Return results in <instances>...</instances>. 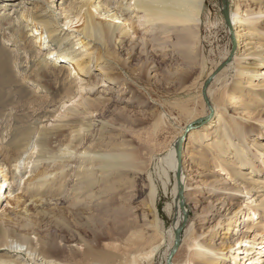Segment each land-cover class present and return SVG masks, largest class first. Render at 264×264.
Masks as SVG:
<instances>
[{"label":"bare ground","instance_id":"6f19581e","mask_svg":"<svg viewBox=\"0 0 264 264\" xmlns=\"http://www.w3.org/2000/svg\"><path fill=\"white\" fill-rule=\"evenodd\" d=\"M39 1V8L25 15L2 14L0 31L17 35L38 67L63 74L67 83L60 108L52 109L55 122L36 130L20 124L13 135L0 137V198L8 187L15 206L0 211V264H154L163 251L167 234L151 160L125 142L83 146L93 123L82 117L92 101L108 102L106 93L116 92L115 101L137 106L127 96L129 84L109 67L110 48L124 51L125 62L159 54L173 61L170 68L204 72L207 80L209 107L185 112L190 118L176 136L177 147L166 154L170 171L180 179L173 184L175 220L164 264L173 248L174 254L180 249V260L172 257V264H262L264 240L251 239L250 232L264 225V0H230V5L224 0L234 31L226 51L212 60L202 37L207 0H68L63 10ZM73 23L77 27L70 30ZM98 86L103 89L97 91ZM200 118L182 145L184 130ZM128 174L148 179L140 203L131 202L139 188L129 183ZM120 214L123 218H117ZM66 218L82 226L87 237ZM43 224L66 232L62 243L57 236L35 239Z\"/></svg>","mask_w":264,"mask_h":264},{"label":"rangeland","instance_id":"374dc122","mask_svg":"<svg viewBox=\"0 0 264 264\" xmlns=\"http://www.w3.org/2000/svg\"><path fill=\"white\" fill-rule=\"evenodd\" d=\"M49 1L47 0V4L54 6V8L61 7L63 10L68 6V0ZM227 2L230 5V0ZM39 4V0H0V16L15 11L12 15L13 17L17 13L21 14L23 12V15H25L28 11H36L39 8ZM223 4V0H207L205 5L202 37L206 45L205 51H207V58L210 60L226 51L230 33L232 35L234 31L230 26V22L228 23L226 21L223 14ZM76 27L77 23H73L70 30H75ZM2 31H0V137L2 134H12L20 124L36 130V127L39 129L42 124L55 122L56 116H53L54 111L52 109H58L64 97L67 83L63 74L57 71H49L44 67H38L36 65L37 59L35 54L32 51L29 52L26 47V49L24 48V45L22 46L20 44L17 35ZM231 40L233 41L232 36ZM234 45L236 46V43L234 44L233 41L232 50H234ZM108 56L113 61L109 65L110 69L112 72H115H113L114 75L121 76L129 84L131 92L127 93V96L132 95L137 106L118 103L115 101L116 92L106 93L107 97L109 96L110 98L108 102L101 103L92 101L88 114L89 117L88 115L82 117L84 118V123H93L89 131H85L83 146L87 147V144L88 146L90 144L96 146L98 142L101 144H110V142L120 144L125 142L137 148L143 158H149L151 160H149L151 162L149 172L160 187L158 206L160 218H162V228L165 235L167 234L165 236L166 241L164 247L162 248L163 251L157 254L154 264H164V250L169 246V230L174 222L173 220H175V209L172 208L173 184L174 179H180V175L174 176L172 171H170L166 154L172 147H177L175 141L176 136L180 134L181 127L190 118L186 116L187 114L185 112L190 109L192 112L198 113L202 110L203 105L207 104L203 96V87L207 80L204 79V72L188 73L170 68L168 64L173 63V61L162 59L158 57L159 54L150 57H144L143 55L137 57L134 55L131 57L132 61L125 62L124 51L118 50L117 48H110ZM229 58L227 62L231 60ZM151 66H153L152 69L150 68ZM93 77L94 75L92 74L91 78H89L90 82L94 81ZM98 87L97 91L103 89V86ZM81 92L82 95L85 94V91ZM79 98L76 97V99ZM69 105L70 103L66 104V107ZM66 107H63L61 111L59 109L58 113H63ZM36 119L39 121L37 122ZM202 121L203 119L200 118L190 123V127L188 125L189 128L187 127L184 130L183 136L181 137L182 145L189 132L195 125L200 124ZM93 140H96L95 143L92 142ZM2 145L3 143L0 141V146ZM175 155L178 164L181 157L180 152L178 154V149L175 150ZM178 169H180L179 164ZM165 171H167V176L161 174V172L164 174ZM29 174V171L25 173L24 179ZM227 175L225 171L219 172V177L228 178L230 183H232L231 178ZM125 177L129 179V183H132L135 188H139L136 197L131 202L140 203L147 193L146 184L148 179H146V175L137 179L131 174ZM159 177H161V180ZM162 179L166 181L165 186L167 188L162 186ZM179 187L180 185L178 189ZM7 191L8 187H3L0 198V211L5 208L11 210L15 207L12 201L13 194L9 198ZM261 193V191L257 192L256 195ZM8 199L9 203L6 202ZM202 201H206V199ZM124 207L120 208L119 211L123 212ZM193 214L194 212H192ZM255 217H258V215ZM117 218H123V215L120 214ZM66 222L68 225L72 224L76 226L82 235L87 237L82 226L76 225V223L70 221V218H66ZM186 225L188 226L189 223H185V228L187 227ZM17 227H19V219H15L13 222V228ZM185 228L182 230L183 237H185V233L183 232ZM237 229L235 237L237 241H240L243 223ZM253 230L250 232V238L255 237L257 238V242H262L264 240V234H257L255 236V233H261L264 230V225L255 227ZM53 236H57L59 240L61 238L64 239L66 232L43 224L38 229V235L34 237L35 239L42 237V240L47 241ZM59 243H62V241L60 240ZM242 244L244 245V243ZM259 245L264 246V243H260ZM262 252L264 255V249ZM251 256V259H255L257 254H251ZM173 259L176 262L180 260V249L174 254ZM246 264L249 263L247 262Z\"/></svg>","mask_w":264,"mask_h":264},{"label":"water","instance_id":"95a60500","mask_svg":"<svg viewBox=\"0 0 264 264\" xmlns=\"http://www.w3.org/2000/svg\"><path fill=\"white\" fill-rule=\"evenodd\" d=\"M223 2H224V0H223ZM222 10H223V14H224V16L226 18V21L229 23L228 12H227V2H224ZM206 87H207V82L204 84V87H203V96H204L205 101L207 103H209L208 99H207V95H206ZM190 126H191V124L189 125V127ZM180 233H181V228H178V229L175 230V233H174V235H175V247H177V245L179 243ZM174 252H175V248H173L172 251L169 253V255L167 257V260H166L167 264H172L171 258L173 257Z\"/></svg>","mask_w":264,"mask_h":264}]
</instances>
